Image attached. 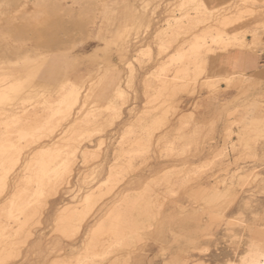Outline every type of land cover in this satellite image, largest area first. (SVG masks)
<instances>
[{"label":"rangeland","instance_id":"rangeland-1","mask_svg":"<svg viewBox=\"0 0 264 264\" xmlns=\"http://www.w3.org/2000/svg\"><path fill=\"white\" fill-rule=\"evenodd\" d=\"M195 1L196 3L193 5L195 7L192 6V3L190 6L187 0L148 1V9L147 7L146 9L151 15V21L149 23L150 28H148L149 26L146 27L148 29L139 28L137 25H134L132 29L133 32H131L130 35L125 34L118 26V18L115 20H113V18L106 21L103 20L106 4L115 7L112 13L116 15V13L122 10L124 0H65L62 2L64 5L62 9L55 8V5L52 4V0H26L24 3L27 8H23L24 6L21 7L20 3H17V12L0 18V23L2 24V26H0L2 27V29L0 28V77L5 75L0 78V87H6L11 84L8 73L11 70L22 68L19 67L23 65V60H19L22 55V50L28 49L33 45L40 52L50 54L49 57L57 56L61 59L60 63H63V70L72 75L71 79L74 84L83 86L81 93L83 97H88L83 107H81V104H77L71 118L68 117L67 120L61 121L52 133H48V136H45L46 138H42V135L39 134L34 138L27 136L26 138L20 139L18 135L12 136L13 133L10 134L12 136L11 141L15 140L14 143L18 147L20 144L21 150L19 157L21 161L19 165L15 166L14 170L10 172L4 171L11 174L7 177L6 188H0V211L2 213L3 210L4 212L7 211V207L10 205V203L9 205L7 204L10 202V195H12V200V198L15 197V192L17 193L18 188L20 189L18 185L22 186V184H25L23 181L27 180V177L30 176L23 171V166L21 167L22 162L24 163L26 159L32 156L34 157L41 148L60 147L64 140H68L72 130L76 129V131L81 133L84 132L82 134H85L84 138L81 139L82 149L83 147L88 148L91 152L89 156L93 155V158L91 156V158L87 157L86 162L88 164L90 161L89 166H86L87 164L84 166L86 162L83 160V163L81 153L78 154V161H76V163H78L74 165L73 173L70 175L72 177H68L69 179L71 178L70 181L69 179L67 180L68 183L71 184L68 185L66 181L60 182L56 186L58 193L55 192L56 190L54 191L55 193L51 191L52 194H54L52 197L51 192H47L45 193V195L47 194V198H45L46 196L43 194L44 197L42 198H45L44 201L40 198L36 200L37 197H41V194L38 195L37 193V184L34 181L30 184L26 183L25 186L30 187H27V196L31 201L29 206L31 209L34 208L36 210L31 221L32 223H30L29 226V233L31 232L32 235L30 234L29 236L28 234L27 237H30L29 240L27 237H25V239L27 238L26 240L15 239V242H17V247L15 245V248H17L16 250L22 248V251L20 250L19 253V251L17 252L14 250V258H12L14 260H10L11 264H53L55 261L64 262L63 260L65 257L66 261L69 260V264H83V261L86 259L84 258V260H82L83 258H81V261L79 260L77 262L78 259L76 260V256H79L78 258H80L82 254V256H84V253H82L84 252L83 245H86V242H88L89 232L96 225L95 223L113 209V205L115 207L119 206L125 196L130 195V193L140 192L148 185H152L151 187L155 194L157 192L158 197L160 195V199H162L163 202L162 211L165 215L169 216L163 235L161 237L157 236V234L153 232L155 230L154 227H151V229L149 228L150 230L148 231V228H146V230L144 229L146 232L142 230L144 233L141 231L142 236L138 237L140 241H137L138 238L132 241V244L129 246L131 249L128 247L120 248L115 246L117 250L119 248L120 252H118L119 250H115L111 254V250L109 249L114 248L111 246L108 249V254H105H110L108 258H105L106 260L102 259L105 257V255H103L102 258L97 257L94 258V260L88 259L90 264H112L111 262L114 260L118 261H115L113 264H123L124 261L126 264H225L228 259L235 260L237 254H242L248 249L253 250V248H257L260 242V245L264 247V125L254 124V119H262L264 117V76L253 73L247 74L249 70L257 67V53L261 54L264 52V16L259 13L257 14V12L262 11L264 1H254L255 3L257 1L258 5L256 6L263 5L259 7H252V2L249 1L251 3V8L256 10L255 15L251 17L249 15H244L241 27L238 29H229L228 31V33L231 34L235 32V34L239 33L237 36L241 34L240 36H242V38L244 37L246 41H252L256 33L261 35L258 37L262 44V49L255 48L254 50L256 53L240 48H234L228 53H211L212 55L210 54L207 56L205 73L201 75L203 78L199 77L196 84L183 89L186 94L182 90V94L180 93L181 95L177 93L175 94L176 96L173 95L172 98L168 96V99H166L167 96L163 93L166 96H164L165 100L163 99V95L159 94L160 98L157 96L155 97L157 101H153L154 95L156 96L157 94L152 89L151 94L152 92L154 93V95L152 94V98L150 92L146 89V84L154 86L157 83V80H154L157 75L166 73V71L167 73L170 71L169 73L172 74L177 65V63L172 62L171 56L178 43L174 41L171 42L172 44L169 43L168 46L165 44V46H162L164 49H161V42L159 40L161 35H163L162 32L164 27L167 28L168 22L173 23L175 17H180V13H182L183 10H188L185 9L187 4L191 9L190 13L192 15H196L197 13H195V11L198 12V9H200L202 13H205L203 11L205 8H208L209 11L216 12L215 15L214 13L212 14V12V15H209L212 19L214 18L213 20L223 17H232L238 9L241 11L243 8L244 10L246 8L247 10V8L250 7L248 5L249 2L246 3L247 1H245L244 4V2L240 0ZM200 1L203 2L202 4L203 6L205 5V8H203V6L202 8H200L201 6L199 7ZM7 2L9 1L5 0L2 6L6 7L7 5L5 4ZM157 2L158 4L155 5ZM261 2H263V4ZM38 6H46L50 9L58 20L59 29H67L64 30L66 33L54 32L50 27L42 29L43 33L47 34L48 40L46 38L45 41L48 42L50 46L47 43H43V41L41 42V34L39 37L36 32L33 31L32 26L36 19L47 18L45 10L40 11ZM28 8H31L30 11H28ZM192 10L194 11L192 12ZM244 10L240 13L246 11ZM152 11L153 14L155 13L154 16H152ZM223 11H226V13ZM200 12H198V14L201 15L202 13ZM217 13H220V15ZM6 26L10 27L8 29H3V27ZM99 30L103 35V39L98 37ZM119 30L121 33L124 32L125 36H128L127 39L132 40V44H136L135 48L134 46H128L124 52L120 50L119 45L122 44V40L126 37L124 36L123 38L122 35L124 34L120 32L119 35ZM241 31L243 33H240ZM254 31L255 33H252ZM53 32L54 36H51L50 33ZM245 32H248V34ZM187 35H183L185 37L184 41L180 40L186 44H180L185 45V47L188 46V49L190 44L189 39L192 40L194 37H190V34ZM121 36L123 39L119 41V37ZM137 38H139V40ZM108 41H110V43ZM117 43L120 44L118 45ZM148 48L149 50H147ZM46 50L49 51L47 52ZM95 53L96 56L92 57ZM124 53H126V57L132 56L134 78L130 76L133 80L131 79L130 81L131 87L129 86L130 88L126 94V100L122 98H120L122 101L117 100L116 105H119L117 106L119 109L117 108L116 111L113 109L114 112L111 107H108V104H106L112 100V95L108 89L107 92H103L102 88L105 84L111 83L110 79L112 73L120 77L121 81H124L123 79L128 78L127 76L130 75L128 66L124 63L126 57L121 56ZM97 63H100L99 66L96 65ZM223 65L225 67H222ZM104 66L107 68H104ZM102 69L105 71V74L104 77L102 76L100 78V74L103 73ZM4 71L5 73L3 74ZM228 75L233 77L231 84L225 79ZM207 80L212 81V85L215 86H211L212 88L209 86L206 87L207 85H211L203 84ZM213 82L216 83L213 84ZM196 85L197 88L195 87ZM193 86L194 88L192 89ZM24 98L26 100V97ZM25 100H23L24 104L27 105L28 109H31L30 107H33L31 104L34 103V99L29 100L27 98V100ZM23 101H18L20 106L23 105L20 104ZM163 103L166 105L164 106ZM190 105L192 106L189 107ZM41 106L44 107L43 104H40L38 107L42 108ZM159 107H161V109H159ZM6 108L5 106L3 109L5 110ZM162 108L166 110H162ZM1 110L2 109H0V113L2 112V116L4 117L5 115L7 118L6 113L4 114V110ZM90 110H92V112L95 111L96 115ZM152 111H154L153 115H151ZM87 112H89V115H91V113L94 114L95 118H91L89 119L90 121H88L85 118V116L88 115ZM190 113H194L195 116L193 117V114ZM1 114L0 133H4L8 131L6 129L7 125L4 127L6 120L8 124L11 121L9 122V118L6 119L5 117L4 120H2ZM57 116L60 117L62 114L59 113ZM75 116L77 117L76 122L73 121ZM150 116L152 118H150ZM159 116H167L168 121H165L168 122V124L166 123L167 125L165 126L163 125L165 123H161L164 127L161 125V129H156L157 132L155 131L156 134H153L152 144L144 151L142 148H146L147 139L145 133L139 129V125L148 124L151 119L159 118ZM192 117L194 118L193 121L190 120ZM11 119L12 118H10V120ZM71 123L75 124V126L73 125L72 127ZM180 124L183 125H181V129L179 127ZM205 124L209 125L206 127ZM199 125L202 126L200 127ZM186 127L187 129H185ZM194 128L197 129L194 130ZM250 129L258 133L259 141H254L250 148L244 145L243 147L242 144L240 145L238 138L239 132L240 130L247 131ZM198 130L201 132V135L198 133ZM194 132L200 135H197V139L202 137L200 138L201 141L198 139V141L196 140L197 144L195 142L189 145L188 143L186 144L185 141L182 140V137L184 135H191ZM178 133L182 135L179 137ZM87 134L89 135L86 136ZM162 135L167 139H160L161 137L163 138ZM176 135L178 138L175 137ZM38 137L41 139H38ZM172 137H175V141H173ZM179 138H181V140ZM183 142L186 146L183 145ZM135 146L138 147L137 150L140 149L143 153L141 154V151L139 152V150H136L134 153L137 155L138 152L137 157L135 154L129 155L133 158L135 156V159L130 167L131 169L127 168L128 170H126L124 167H126L128 159L127 157H122L119 160L118 153L122 148L135 151L132 150V148L136 149ZM115 158H118L117 161H122V163H116L117 161ZM114 160L116 161L115 166L118 165L119 167L113 166ZM120 164L124 167L121 168ZM113 167L124 170L125 172L118 169L119 172H124V175L122 176V173L119 174L116 170L112 172ZM166 169L170 171L167 172ZM110 172H118V175L122 176V178L117 176V179L114 181L118 183L117 180L119 179V186L114 182H110L111 185L114 183V189L110 188L112 186L108 184L109 182L105 185L106 180L108 181ZM115 173L114 175H117V173ZM163 173L166 174L169 180L172 179L170 185L171 187L174 186L173 189H169L168 186L170 185L164 183L168 179L166 178V180H164L163 177L165 175ZM193 173L197 175L193 176ZM24 175L27 177L25 178ZM84 176H89V178L87 177L86 180ZM151 177L156 179V182ZM16 178L17 180H15ZM23 178L25 180H23ZM231 178H234L233 186H231ZM161 179L163 180V184ZM246 179L248 181H246ZM84 180L87 183L91 182L93 185L101 184V188L102 185H104V189H101V192L109 196L107 197L103 194L104 197L106 196L107 198L101 197L103 198L101 203L100 200L102 199L100 198L98 201V204H100H96V209H93L94 211L92 210L89 213L90 215L88 214L89 216L87 215L88 218L85 219L78 231H75L78 235L75 233L71 236L74 237V239L70 237L68 241V238L63 239L66 237H61V234L56 230L58 216L65 203H76L79 199L76 198L75 200L73 197L76 195L81 196L85 193L88 184ZM176 180L179 182L175 183L174 181ZM180 180H182V182ZM153 181L158 183L156 184L157 186L154 185L155 183H152ZM136 184L138 185L135 186V189L134 185ZM153 185L156 189H154ZM164 185L167 186L165 187ZM31 186L34 187L31 188ZM177 186L181 187V190ZM79 187L82 188V190L80 188V192L78 191ZM133 188L135 191H133ZM3 189H5V191ZM33 190H35L37 194L35 193V195H33L35 192ZM106 190L110 191L111 195L106 192ZM111 190L112 192L113 190L115 191L111 193ZM168 190H171V192ZM178 190H180V192ZM161 192L164 194H160ZM165 192L168 193L165 194ZM174 192L178 193L175 195ZM56 193L57 195H55ZM171 193L174 194V198ZM49 194L51 198H49ZM163 198L169 201L166 202ZM7 199H9L8 202ZM38 200L40 202H38ZM3 202L5 206H3ZM42 202L44 203L42 204ZM40 203L41 205H39ZM45 203L48 206H45ZM4 207H6V210ZM56 217L57 219H55ZM238 218L241 220L239 221ZM31 226L32 229H30ZM52 230H56L58 233L53 234L56 231L54 232ZM147 232H149L150 235ZM0 242H2L0 246L6 244L2 238ZM19 244L23 245L18 249ZM16 252L18 253V257L15 259L17 256ZM113 253H115V255H113ZM57 259L63 260L58 261Z\"/></svg>","mask_w":264,"mask_h":264},{"label":"bare ground","instance_id":"bare-ground-1","mask_svg":"<svg viewBox=\"0 0 264 264\" xmlns=\"http://www.w3.org/2000/svg\"><path fill=\"white\" fill-rule=\"evenodd\" d=\"M25 1L26 0H19L18 3H20L21 7L24 6L23 8H25V7L27 8V6L24 3ZM52 1H53L52 4L55 5V8L62 9V7L64 6L62 4V2L65 0H52ZM148 1H150V0H124L122 10L120 12L116 13V15H114L112 13V11H114L115 7L114 6H108V4H106V9H105L106 11H105V14L103 16V20L106 21V20H109L111 18H113V20H115L118 18L117 21H119V23L118 22L117 23L119 25L118 24L117 25L125 32V34L130 35L131 32H133L132 29H133L134 25H137L139 28H146L149 26V23L151 21V19H150L151 15L147 11ZM197 1H199V0H197ZM240 1L244 2V4H245V1H247L246 3H248L250 1V2H252V4L249 2L248 5L250 6V4H251L252 7L258 5L257 1H256V3L254 2L255 0H240ZM43 2H46V1H43ZM259 2H260V0H259ZM187 3L190 6L192 3V6H193L196 3V1L195 0H187ZM199 3H198L199 7L201 6L200 8H202L203 2L200 1ZM261 3L263 4V2H261ZM157 4H158V2L155 5H157ZM5 5H7V6L3 7L2 4L0 5V18H4L5 15L14 14L18 10V8H16V7L13 8L9 3H6ZM187 5L185 7V9H188L187 11L183 10L184 13L183 12L180 13L181 14L180 17H175V20L173 21V23L168 22L167 28H165V27H164V29L162 28L163 29V32H162L163 35H161V38L159 37L160 40L158 39L161 42V44H160L161 49H164L162 46H165V44L168 46L169 43L174 42V41L178 43L177 47L174 50L173 55L171 56L172 62L177 63V65L174 68L172 74H170L169 73L170 71L168 70L169 74L166 71V73L157 75L156 79H154V80H157V83L155 84V82H154V84H155L154 86H149L146 84V87H147L146 89L150 92L151 97L154 95L153 92H152L153 95L151 94L152 89L157 94L156 96L154 95V98L152 97L154 99L153 101H157L156 100L157 98L155 99V97H157V96L160 98L159 94L163 95V97L166 94V96H167V97L165 96L166 99H168V96L170 98H172L173 95H175L177 93L180 94L182 92V90L185 89L186 87L188 88L191 85L196 84L198 81V78L201 77V75L203 73H205V64H207V56L210 55L211 53H213V54H215L217 52L228 53L234 48L249 50L253 53H256L254 50L255 48H261L262 49V47H261L262 44H261L260 39L258 37L261 35H258L257 33L254 34V36H253L254 38L252 41H246L244 37H243L244 38L243 39L242 36H240L241 34L239 35L240 36V38H239V36H237L239 33H237V34H235L236 32L233 34L228 33L229 29H234V28L238 29L239 27H241L242 21L244 20V17H243L244 15H249L250 17L252 15H255L256 10L251 8V6L249 8H247V10L245 8L246 11L244 10V8L241 11H240V9H238L237 12L235 13V15L232 17H223L220 19L218 18L217 20H213L214 18L212 19L209 16L212 11H209L208 8H205L204 7L205 5L203 6V8H205V10H203L205 13H202V11L200 9H198V12L201 11L200 12V13H202L201 15L198 14L197 11H195V13H197L196 15H192L190 13L191 9ZM221 5H224V4H221ZM158 6H160V5H158ZM259 6H263V5H259ZM259 6H256V7H259ZM38 7L37 8L40 9V11L45 10L47 18L36 19L33 26H32L33 31H35L37 36H39V37L41 34V37H42L41 42L43 41V43L48 44V42L45 41L47 38V34L46 33L44 34L42 29L50 27L54 32H58V33H60V32L66 33V31H64V30H67V29H59L58 20L52 14L50 9H48L46 6H38ZM146 7H147V9H146ZM193 7H195V6H193ZM237 7H239V6H237ZM35 8H36V6H35ZM28 9H29L28 11H30L31 8H28ZM153 9H155V8H153ZM51 10H54V9H51ZM151 10H152V8H151ZM228 10H230V9H228ZM243 10L245 12L240 13ZM32 11H33V8H32ZM37 11H39V10H37ZM153 11H152V16H154V14H155V13L153 14ZM193 11L194 10H192V12ZM223 12L226 13V11H223ZM213 13L215 15L216 12H212V14ZM258 13L261 14L262 16H264V6L262 8V11L257 12V14ZM217 14L220 15V13H217ZM247 20H249V19H247ZM260 25H259V27H260ZM0 26H2L1 23H0ZM9 27L10 26H6V27H3V29L4 28L8 29ZM256 27H258V26H256ZM0 28L2 29V27H0ZM148 28H150V26ZM148 28H146V29H148ZM254 30H255V28H254ZM156 31H157V29H156ZM54 32L50 33V35L54 36ZM119 32H120V30L118 31V34L120 35L121 32L120 33ZM124 32L121 34H124ZM240 33H243V32L241 31ZM245 33L248 34V32H245ZM252 33H255V31ZM125 34L122 35L123 38H124ZM187 34H190L191 35L190 37H192V36L194 37L192 40L189 39L190 44H189L188 49H187L188 46L185 47V45H183L186 43L181 42V41H184V39H185V37L183 35H187ZM127 35L125 36L126 37L125 39H123L122 36L119 37V41H120V39H123L122 40L123 42L121 45H119L120 43L119 44L117 43L120 46V50L123 52L125 51V49L128 46H130V47L134 46V48L136 46V44H132V40L127 39V37H128ZM98 37L103 39V35L100 33V30L98 32ZM115 38H117V37H115ZM52 39H54V38H52ZM137 39L139 40V38H137ZM47 40H48V38H47ZM108 42L110 43V41H108ZM186 42H187V40H186ZM180 43H183V44H180ZM116 45H115V47H116ZM139 49H141V48H139ZM165 49H167V48H165ZM147 50H149V48ZM46 51L48 52L49 50H46ZM140 52H141V50H140ZM160 52H162V51H160ZM49 56H50V54L40 52L33 45L31 47H29L28 49L22 50V55L19 59V60H23V65L21 64L22 66H19L22 68H20V69L18 68L17 70L16 69L11 70L8 73V77L11 80V84L9 86H6V87H0V109L4 110L3 108H5V106L7 107L4 110V114L6 113L7 118H9L8 119L9 122L11 121L8 124L7 123L8 121L6 120L7 118L4 115V117L6 118L5 119L6 124H5V126L3 124V126L6 127V125H7L6 129L8 131L6 130L7 132L0 133V188H6V184H7V180H8L7 177L9 174H11V173H6V172H10V171L14 170L15 166L19 165L20 161H21V159L19 157V155H20L19 153L21 150L20 144L18 147L14 143L15 140L11 141L13 135H15V136L18 135V137L20 139H22V138H26L27 136L34 138L35 136H38L40 134V135H42V138H44L45 136H48V133H52L61 121H64L65 119L67 120L68 117L71 118L72 113L75 112V111L73 112V110L77 106V104H81V107H83L87 102L88 97H83V95L81 93L83 86H78V85L74 84L73 80L71 79L72 75L69 74V72L63 70V68H62L63 63L62 64L60 63L61 59H59L57 56H55V57H49ZM94 56H96V53L92 55V57H94ZM121 56L126 57V53H124ZM124 61H125L124 63L128 66V72H130V75L127 76L128 78H124L123 79L124 81H121L120 77H118L117 75L112 73L111 79H110L111 83L105 84L104 87L102 88L103 92H107V89H108V91H110V94L112 95V96L110 95L112 100H110V102L109 103L107 102L106 104H108V107H111V109L112 110L114 109L115 111L117 110V108L119 109V107H117L119 105H116V101L117 100L122 101L120 98H122L123 100L126 98V94L128 92V89L131 87L130 81H131L132 77H130V76H133L132 56L126 57V60H124ZM99 64L100 63H97L96 65L99 66ZM104 68H107V67L104 66ZM102 72L103 73L100 74V78L102 76L104 77L105 71H103V69H102ZM4 73H5V71L3 72V74ZM4 76H1V77H4ZM119 76H121V75H119ZM133 78H134V76H133ZM201 78H203V77H201ZM225 79H226V81H229V83H230L232 81L233 77L229 76ZM132 82H131V84H132ZM211 82L212 81L207 80L203 84H206V85L211 84V85L206 86V87H208V86L211 87V86H213ZM215 83L216 82H213V84H215ZM195 87L197 88V85ZM193 88H194V86L192 87V89ZM163 93H165V94H163ZM193 93H194V91H193ZM185 94H186V92H185ZM24 97H26V100H27V98L29 100L34 99L33 100L34 103L31 101L33 103L31 105H33V107L29 104L31 106L30 107L31 109H28L27 105L24 104V101H23V100H25ZM165 97L163 98L164 100H165ZM18 101H23L22 103H20L23 105L20 106ZM103 101H104V99H103ZM40 104H43L44 107H42V106H41L42 108L38 107V106H40ZM165 105L166 104H164V106ZM172 106H173V104H172ZM191 106L192 105H190L189 107H191ZM195 108H192V109H195ZM40 109H43V110H40ZM159 109H161V107H159ZM162 110H166V109L162 108ZM90 111L92 112V110H90ZM98 111H100V110H98ZM89 112H87V114ZM93 112L95 114V111H93ZM59 113L62 114V116L58 117L57 115H59ZM92 113H91V115L86 114L87 116H85V118L88 121H90L89 119H91V118H93V119L95 118L96 114L94 115ZM153 113H154V111L151 112V115H153ZM190 114H193V117L195 116L194 113H190ZM183 115H185V114H183ZM1 116H2V114H1ZM160 116H159V118L151 119L150 122H148V124L146 123L144 125H139L140 126L139 129L145 133V136L147 139L146 148H142L144 151L148 147H150V144H152L151 142L153 139V134L154 133L156 134V132H157L156 129H161L160 128V126L162 125L161 123H165V124H163L165 126L168 124V122H166V121H168L167 116H165V117L164 116L160 117ZM229 116H231V115H229ZM4 117L2 116V120H4ZM193 117L190 119L191 121L194 120ZM10 118H12V119L10 120ZM150 118H152V117L150 116ZM208 118H210V117H208ZM163 120L164 121L166 120V121L164 122ZM73 121L74 122L77 121L76 116H75V118H73ZM86 121H85V123H86ZM185 123H187V122H185ZM182 124H180V126H179L180 129L184 125V124L183 125ZM73 125L75 126V124H72V127H73ZM77 125H78V123H77ZM208 125H206V127ZM199 126L201 127L202 125H199ZM199 126H197V127H199ZM185 129H187V127ZM195 129H197V128H194V130ZM14 132L17 134H15ZM82 133H84V132H82ZM82 133L76 131V129H73L71 134L68 137V140H66V141L64 140L60 147H58V148H49V147L41 148L40 151H38L34 157L32 156L31 158L26 159L24 161V163L22 162L23 165L21 164V167L23 166V171L26 172L28 174V176L29 175L30 176L29 177L26 176L28 178L27 180H25L23 178V180H25V181H23L25 184H22V186L18 185V187H20V189L17 187L18 191H17V193L15 192V195L12 192V194L15 197H13L11 200L12 195H10L11 196V197H9L10 200L7 199V202H8V200L10 201L7 203L8 205L10 203L9 206L6 204L8 206L7 211L4 212V210H3L4 214L0 211L1 212V214H0V219H1L0 220V241L2 238L3 241L6 243V244L0 246V264H8V263L11 264L10 260L12 258H14L13 252H14V250L17 249V248H15V245L17 244V242H15V239L17 240V238H18L19 240H21V239L24 240L25 237L28 236V234H29V236L31 234V232L29 233V231H30L29 226H30V223H32L31 221L35 215L36 210L34 208L31 209V207L29 206L31 201L29 200V197L27 196V190H28L27 187L28 186L27 187L25 186L26 183L30 184V183H33V181H34L38 187V191H37L38 195L41 194L40 195L41 197H37L36 200L40 198L41 200L44 201V199L47 198V194L45 195V193L51 192V191H53V193L57 192L56 186L60 182L66 181L68 183V181H67L69 179L68 177H72L70 175H72L71 173H73L74 165H77V163H78V162L76 163V161H78L77 160L78 154L81 153L82 162H83V160H84V162H86L87 157L89 158L91 156L93 158V155L89 156V153H91V152L88 148L83 147V149H82V147H81V143H82L81 139L84 138V135H85ZM198 133H200V135H201V132H199V130H198ZM10 134H12V136ZM165 134H167V133H165ZM88 135L89 134H87L86 136H88ZM178 135L180 137V135H182V134L178 133ZM197 135H198L197 132H194L191 135H184L182 137V140L185 141L186 144L188 143V145L191 144L192 142L196 143V140L198 141V139L200 140V138H202V137H200L197 139V137L200 136V135H198V136ZM228 136H229V134H228ZM175 137L178 138L177 135ZM175 137L174 138L172 137L173 141H175ZM39 138L40 137H38V139ZM238 138L240 141V145L242 144V146L244 145L247 148H250L253 145L252 143H254V141H259L258 133L254 132V130H252V129L247 130V131L240 130ZM160 139L166 140L167 138H164V136H163V138L161 137ZM169 139H171V138H169ZM179 139L181 140V138H179ZM200 141H199V143H200ZM185 143L183 145H185ZM137 148L138 147H136V149L132 148V150H135V151H131V150L125 149V148L120 149V151L118 153L119 160L122 157H127V159H128L127 162L124 160L126 162V167H124L120 164L121 168L124 167V169L126 168V170H128L127 168H130L132 166L133 161L135 159V156L137 157V155H138V152H137V155L134 153V152H136ZM182 148H183V146H182ZM138 150H139V152L141 151L140 149H138ZM140 153L142 154L143 152L141 151ZM132 154L133 155L135 154L134 158L129 156ZM142 156H144V155H142ZM118 158L117 159L115 158L116 161L118 160ZM116 161L114 160V162H113L114 165L112 164L113 166H115V164L118 162L122 163V161H117V162ZM89 162H88V164L86 162L84 164V166L86 164H87L86 166H89V164H90ZM91 162H92V160H91ZM123 165H124V163H123ZM117 166L118 165H116L115 167H117ZM211 166H213V165H211ZM115 167H113L112 172L115 170L118 171V169L121 170V168L116 169ZM109 168H112V167H109ZM171 169H173V168H171ZM4 171H6V172H4ZM121 171H124V170H121ZM166 171L168 172L170 170L166 169ZM118 172H116L117 175H114L115 172L114 173L110 172L109 173L110 175L108 176V181L106 180L105 185H107V182H109L108 184L110 186H112L110 188L114 189L113 184L115 183L117 185L119 183V179L117 180L118 183L114 182L117 179V176H119ZM124 172L123 173L119 172V174L122 173V176H123ZM29 173H31V174H29ZM130 173H129V175H130ZM161 175H162V173H161ZM164 175L165 176L163 178H164V180H166L167 176H166V174H164ZM194 175H197V174L193 173V176ZM89 176H87V177L89 178ZM122 176H119V178L120 177L122 178ZM157 176H156V179L158 178ZM235 176H236V174H235ZM252 176H254V175H252ZM24 177H25V175H24ZM85 177L86 176H84V178ZM87 177L85 178L86 180H87ZM180 178H182V177H180ZM247 178H248V176H247ZM70 179H69V181H70ZM156 179H153V180L155 181ZM231 179H232L231 186H233L234 185L233 184L234 178H231ZM15 180H17V178ZM18 180H20V179H18ZM171 180L168 179L164 183H166L167 185H170ZM20 181H22V180H20ZM84 181H83V183H84ZM149 181H151V180H149ZM154 181L152 183L156 182V181L155 182ZM176 181H174V182L175 183L179 182V181H177V182ZM180 181L182 182V180H180ZM246 181H248V180L246 179ZM249 181H250V179H249ZM110 182H114V183L111 185ZM240 182H242V181H240ZM187 183H188V181H187ZM70 184L68 183V185H70ZM87 184H88L87 190L85 191V193L83 195H81V196L79 195L80 188H81V187H79V189H78V191H79L78 195L79 196L76 195L77 197L76 196L73 197V198H75V200H76V198L79 199L78 202H76V203L68 202L65 204L63 203L64 206L62 207V210L60 208L61 213L58 216L57 229L56 230L61 234V237L62 236L66 237L63 239L68 238V241L70 240L69 238L78 231L80 226L84 223L85 219L88 218L87 215L93 209L94 210L96 209L95 206H97L96 204H98V201L100 200V198L101 197L105 198L106 196L107 197L109 196V195H106V193H103L104 195H106L104 197V195L101 192V189H104V185H102V188H101V184L100 185H98V184L93 185V184H91V182H89ZM156 184H158V183H155L154 185H156ZM162 184H163V180H162ZM238 184H239V182H238ZM116 185H115V187H116ZM137 185L138 184L134 185V188ZM154 185H153V187H154V189H156V187ZM173 185H175V184H173ZM118 186H119V184H118ZM151 186L148 185L145 188H143L142 191L137 192V193L136 192L132 193V194L130 193V195L126 194L127 196H125L122 199V203L119 206H117L118 204L116 205L117 207H115L113 205V209H111L108 213L106 212L107 214L102 219L100 218L99 219L100 221L99 220H98V222L96 221L97 222V223H95L96 225L89 232L88 242H86V245L82 244L85 247V248L83 247L84 252H82V253H84L85 257L82 256L83 254L81 255L82 257L80 256V258H78L79 256H76L77 257V258L75 257L76 260L78 259L77 262L79 260L81 261V258H83L82 260H84V258H85L86 260L83 261V264H90L89 260H91V259L94 260V258H97V257L102 258L103 255L108 254L107 253V252H109L108 249L111 246H113L114 248H115V246L120 247V248L121 247H123V248L128 247L129 248V246L132 244V241L137 239L139 236H142L141 231L144 229L146 230V228H148L147 229V231H148L151 229V227H154L155 230L153 232L155 234H157V236L161 237L163 235V231L165 229V225L168 221L169 216H167V215H165V213H163V211H162V208H163L162 199H160V195H159V197L157 196V192L155 194V192ZM160 186H162V185H160ZM181 186H182V184H181ZM33 187L31 186V188H33ZM168 187H169V189H173L174 186L171 187V185H170ZM177 187H179V186H177ZM28 188H30V187H28ZM107 188H105V189H107ZM180 188L181 187H179V189ZM135 189L133 191H135ZM166 189H168V188H166ZM3 190L5 191V189H3ZM75 190H76V188H75ZM81 190H82V188H81ZM115 190H116V188H115ZM115 190H113V192ZM180 190H178V191L180 192ZM33 191H35V190H33ZM72 191H74V190H72ZM126 191H125V193H126ZM106 192H108L110 194V191L106 190ZM113 192L111 190V193H113ZM169 192H171V190ZM2 193H3V191H2ZM35 193H36V191L34 192L33 195H35ZM57 193L55 195H57ZM167 193L165 192V194H167ZM177 193H175V195ZM43 194L46 196L45 198H42V197H44ZM51 194H52V192H51ZM158 194H159V192H158ZM160 194H162V192ZM162 195H161V197H162ZM171 195L174 198V194L171 193ZM171 195L169 194V197ZM225 195H227V194H225ZM53 196H54V194H52V197ZM49 198H51V195L49 196ZM103 198H101L102 200H100V203H101V201H103ZM163 200H164V198H163ZM168 201L169 200H166V202H168ZM38 202H40V201L38 200ZM46 202H47V200H46ZM43 203L44 202H42V204ZM112 203H115V202H112ZM39 205H41V203ZM46 205L47 204L45 203V206ZM3 206H5V203ZM40 207H42V206H40ZM4 209L6 210V207H4ZM55 219H57V217ZM238 220L240 221L241 219L238 218ZM30 229H32V226ZM52 231H54V230H52ZM57 231L53 234L58 233ZM144 231H142V232L144 233ZM147 233L149 234V232H147ZM147 233H145V234H147ZM29 238H28V240H29ZM71 238L74 239V237H71ZM138 240H139V238L137 239V241ZM141 240H143V239H141ZM49 242H50V240H49ZM1 243L2 242H0V244ZM19 243H21V242H19ZM137 243H140V242H137ZM260 244H261V242H260ZM260 244L257 248H255V249L253 248V250L248 249L242 254H237L235 260H233V259L226 260L225 264H264V247H263V245H260ZM22 245L19 244L18 249L20 247H22ZM132 246H135V245H132ZM16 247H17V245H16ZM114 248L109 249V250H111L110 251L111 254L113 251L117 250V248H115V249ZM129 249H131V247ZM20 250L22 251V248ZM20 250H16V251L17 252L19 251V253H20ZM118 250H119V248H118ZM17 252H16L17 256L15 255L16 256L15 259L18 257ZM118 252H120V250ZM79 254H80V252H79ZM109 255H105V257H103L102 259L106 260L105 258L106 257L108 258ZM113 255H115V253H113ZM62 258H64V257H62ZM65 259H66V257L64 258V260L59 259L60 261L63 260L64 262H56V261L55 262L52 261V262H53V264H69L68 263L69 260L67 259L68 261H66ZM12 260H14V259H12ZM108 260H107V262H108ZM115 261H118V260H114L111 263L113 264ZM71 263H72V261H71ZM123 264H126V262L124 261Z\"/></svg>","mask_w":264,"mask_h":264},{"label":"crops","instance_id":"crops-1","mask_svg":"<svg viewBox=\"0 0 264 264\" xmlns=\"http://www.w3.org/2000/svg\"><path fill=\"white\" fill-rule=\"evenodd\" d=\"M5 0H0V5L4 2ZM9 1L7 3H9L13 8L16 7V4L19 2V0H6ZM258 61H257V67L254 69H251L247 72L248 73H253V74H258L260 76H264V52H262L261 54H258ZM222 67H225L224 65ZM231 75H228L227 77H229ZM233 80V79H232ZM229 83V81H227ZM232 82V81H231ZM230 82V83H231ZM264 118V117H263ZM262 119H254V124L257 125H264V120Z\"/></svg>","mask_w":264,"mask_h":264}]
</instances>
